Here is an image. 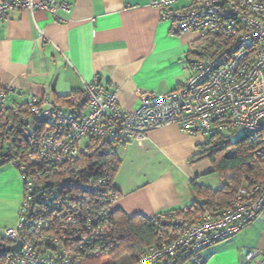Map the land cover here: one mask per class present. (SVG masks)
<instances>
[{"label":"built area","instance_id":"2783aa9c","mask_svg":"<svg viewBox=\"0 0 264 264\" xmlns=\"http://www.w3.org/2000/svg\"><path fill=\"white\" fill-rule=\"evenodd\" d=\"M69 1L61 8L70 10ZM177 0H155L161 20L172 24L174 35L193 33L200 43L191 48L190 79L175 91L145 94L141 106L125 112L118 90L104 87L99 77L71 94L64 112L55 102L32 98L20 129L8 139V153L24 143L23 159L12 165L24 182V199L13 229H0V243L22 244L20 252L4 253V264H80L83 257H108L113 244L107 230L120 194L110 189L107 168L89 170L77 160L91 152L94 141L116 154L131 143H143L151 131L179 126L190 137L235 132L248 134L259 144L264 159V0H190L173 9ZM56 1L3 0L0 21L16 9L57 16ZM217 41L213 50L199 51ZM11 90L0 87V115L7 111ZM22 105L12 109L19 113ZM9 114V113H8ZM3 135L0 129V136ZM98 176V177H96ZM96 178H98L96 180ZM230 175H220L229 179ZM105 192H101V190ZM264 211V183L243 185L226 207L193 204L161 216L160 243L144 249L135 264H166L173 260L205 264L201 252L243 232ZM245 264H264V251L253 250Z\"/></svg>","mask_w":264,"mask_h":264},{"label":"crops","instance_id":"0c3cea01","mask_svg":"<svg viewBox=\"0 0 264 264\" xmlns=\"http://www.w3.org/2000/svg\"><path fill=\"white\" fill-rule=\"evenodd\" d=\"M34 1H56L57 16L16 9L8 21H0V87L11 90L9 109L37 97L68 112L69 105L57 99L82 93L85 84L99 77L104 87L118 90L119 106L133 112L143 95L171 93L192 75L190 52L200 38L174 35L172 24L162 21L152 6L155 0H71L69 11L61 8L62 0ZM189 4L177 0L173 9ZM205 142L171 125L119 150L115 208L131 217L154 219L193 205V183L212 188L208 183L215 180L208 160L191 162ZM6 165L0 167V194L9 201L0 203V228L13 229L22 185L17 171ZM253 250L264 251V211L239 235L204 249L201 256L206 264H245V255Z\"/></svg>","mask_w":264,"mask_h":264},{"label":"trees","instance_id":"16d2710c","mask_svg":"<svg viewBox=\"0 0 264 264\" xmlns=\"http://www.w3.org/2000/svg\"><path fill=\"white\" fill-rule=\"evenodd\" d=\"M216 42L215 40L210 41L207 52L215 48ZM68 97L64 99L61 97L57 100L62 99L67 103ZM27 114L25 104L21 106L19 113H15L12 108H7L5 115H0V125L5 122V116L7 115H9L8 120L13 119L14 123L19 124V119ZM0 129L3 131V135L0 136V161H4L5 164H12L14 160L23 159L24 143L15 148V156L8 153V139L21 135L20 129L5 127L4 125L0 126ZM230 133L233 132L213 136L209 141L198 147V153L191 159L192 163L208 160L213 167V175H231L228 181L223 183L220 190L193 183L192 188L197 197L194 204H204L210 208L226 207L243 185L264 183V159L256 153L259 144L253 142L248 134L242 133L232 139ZM105 146L94 141L91 145V152H84L83 149L77 162L89 170L101 166L107 168L111 182L108 191L114 189L119 194L114 179L122 161L119 157V151L116 154L108 153ZM101 192H105V190L103 189ZM171 212H181V210H171L163 215ZM163 215L154 219H147L141 216L131 217L124 211L115 209L111 217V225L107 230L108 238L113 244L110 255L101 259L83 257L80 264H135L138 261L139 254L144 249L160 243L158 231L161 229L159 225L160 218ZM4 257V253H1L0 264H4ZM203 260L206 264V260L204 258ZM183 263L173 260L166 264Z\"/></svg>","mask_w":264,"mask_h":264},{"label":"rangeland","instance_id":"374dc122","mask_svg":"<svg viewBox=\"0 0 264 264\" xmlns=\"http://www.w3.org/2000/svg\"><path fill=\"white\" fill-rule=\"evenodd\" d=\"M210 46V45H209ZM207 47H208V45H207ZM207 47H204V49H206ZM193 57V56H192ZM240 134H242V132L241 131H239V130H237V131H235V132H233V133H230L229 135L231 136V138L232 139H235L236 137H237V135H240ZM84 147H85V143H83V145H82V148L84 149ZM9 165H11L16 171H17V173L19 174V177H20V180H21V185H22V195H21V203H20V206H19V211H18V213H17V218H16V220H15V225L12 227V228H15L16 226H17V224H18V217H19V212H20V209H21V205H22V202H23V199H24V192H25V190H24V182H23V179H22V176H21V174L19 173V171L12 165V164H7L6 166H9ZM212 176H214L215 177V180L214 181H210L209 183H208V185H210L212 188H217L218 186H220L221 185V183H225V182H227L228 181V179H220V180H218V176L219 175H212ZM230 177H231V175H230ZM220 178V177H219ZM9 201V197L8 196H6L5 194H0V203L2 202L3 203V201ZM10 208H11V202H10ZM3 210H2V208H1V206H0V215H2L3 214ZM1 230H2V228H0Z\"/></svg>","mask_w":264,"mask_h":264},{"label":"water","instance_id":"95a60500","mask_svg":"<svg viewBox=\"0 0 264 264\" xmlns=\"http://www.w3.org/2000/svg\"><path fill=\"white\" fill-rule=\"evenodd\" d=\"M5 162L4 161H0V167L4 166ZM22 248V244L18 243L16 246L14 247H6L5 245L0 243V254L1 253H10V252H20Z\"/></svg>","mask_w":264,"mask_h":264}]
</instances>
